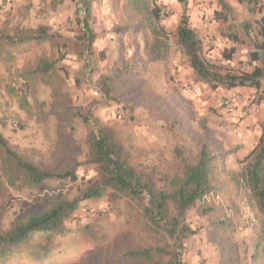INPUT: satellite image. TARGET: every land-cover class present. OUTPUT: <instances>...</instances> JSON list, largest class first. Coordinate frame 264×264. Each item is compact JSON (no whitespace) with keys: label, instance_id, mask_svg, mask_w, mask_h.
Masks as SVG:
<instances>
[{"label":"rangeland","instance_id":"obj_1","mask_svg":"<svg viewBox=\"0 0 264 264\" xmlns=\"http://www.w3.org/2000/svg\"><path fill=\"white\" fill-rule=\"evenodd\" d=\"M123 2L94 1L91 22L99 36L84 59L76 42L74 0H0V29L47 25L54 34L52 39L18 53L13 61L0 60V132L42 168H76L82 178L80 183L50 182L48 190L33 192L22 191L0 177V225L8 229L16 220H24L30 209L46 204V190L50 196L73 197L84 182L99 176L100 168L87 161L89 127L77 115L83 112L113 130L126 157L140 172L173 174L181 170L180 149L197 154L206 146L216 156L217 187L187 212V222L195 233L186 241L184 260L189 264H264V219L249 203L245 187L229 174L241 169L242 160L259 140L258 132L261 136L264 77L262 102L254 88L247 93L214 90L199 80L177 40L182 15L178 0H158L172 11L164 20L171 32V49L165 59L151 61L142 33L132 34L125 25L128 16ZM218 9L219 0H189L190 19L204 41L206 56L236 71L252 70L253 65L264 68V60L249 59L253 46L247 39L237 43L238 52L231 60L225 59L224 50L234 42L222 32L232 31L230 22L237 25L246 14L236 9L229 23L219 22L214 15ZM41 60L56 62L49 77L29 72ZM114 64L120 66L123 79L120 101L109 103L99 82L102 74L116 70ZM25 72L31 74L29 78L24 77ZM130 205L109 195L84 201L77 212L80 224L67 225L90 224L98 237L76 242L71 246L77 249L73 255L59 256L48 264H148L122 259L128 249L152 243ZM173 242L170 238L155 244ZM26 255L28 252L14 256L9 264H30ZM167 261L163 256L156 264Z\"/></svg>","mask_w":264,"mask_h":264},{"label":"trees","instance_id":"obj_2","mask_svg":"<svg viewBox=\"0 0 264 264\" xmlns=\"http://www.w3.org/2000/svg\"><path fill=\"white\" fill-rule=\"evenodd\" d=\"M77 5L78 17L76 42L82 49V58L86 59L92 52L99 34L92 24L93 4L95 0H74ZM182 7L180 23L176 34L178 43L189 58L190 66L197 78L208 83L212 89L232 90L236 87H251L256 92L258 102H262L260 93L263 85L264 68L253 65L252 70L236 71L225 64L217 63L208 58L204 49V41L193 26L189 14V0H178ZM241 1V0H240ZM250 3L254 0H249ZM221 9L214 12L219 22H228L233 8L227 0H219ZM123 6L127 13L126 27L130 33H142L146 42L148 56L151 61L165 59L171 49L170 35L164 20L172 15L166 5L158 0H124ZM264 36V26L261 29ZM234 42L238 35L234 32H222ZM54 36L47 25L35 29L15 27L12 30L0 29V60L13 61L20 52H25L35 45L50 40ZM264 52V40H256L255 49L251 52L252 59H260ZM237 52L232 46L224 50L226 60H231ZM116 70L112 74H102L99 88L109 103L120 101L119 88L122 81L120 66L113 65ZM128 68V66H126ZM126 68V69H127ZM56 70V62L41 60L35 69L29 70L34 75L49 77ZM86 72L91 71L90 63L86 64ZM126 71V70H125ZM25 78L30 73L25 72ZM126 107V106H125ZM89 127L88 145L89 164L100 168L99 176L91 178L80 186L73 197L50 196L48 187L54 181L81 182L76 168L68 167L52 171L42 168L14 147L8 138L0 132V177L16 185L20 190L35 191L45 189L43 198H49L46 204L32 208L24 220H16L8 229L0 225V264L9 261L20 253L28 252L25 257L30 264H48L58 260L59 256H71V246L85 238H97L96 229L90 224H81L76 228L68 227L67 223L80 221L78 210L82 203L93 198L109 195L113 200L123 199L131 204L130 209L137 214L140 226L149 234L148 244H143L125 251L122 259L142 261L156 264L160 257L167 256V264H189L185 262L183 253L186 241L195 230L186 219L187 212L205 195L215 191L214 162L212 155L203 146L197 154L187 149H180L181 170L163 176L140 172L125 155V147L118 140L113 130L97 123L91 116L77 112ZM262 133L253 149L241 162V169L230 171L229 174L237 184L244 186L249 203L264 219V121ZM83 183V182H82ZM38 197H41L38 194ZM43 198H39L43 200ZM101 215L106 213L99 212ZM222 224H226L222 222ZM84 236L81 240L78 239ZM174 242L168 246L155 244L159 241ZM58 240V241H55Z\"/></svg>","mask_w":264,"mask_h":264},{"label":"crops","instance_id":"obj_3","mask_svg":"<svg viewBox=\"0 0 264 264\" xmlns=\"http://www.w3.org/2000/svg\"><path fill=\"white\" fill-rule=\"evenodd\" d=\"M228 3L232 6L233 8V14L236 12V9H238L239 12H245L246 17L241 19L237 25H235V22H230L229 26L234 30H232L235 34L238 35L237 41H232L234 42L233 46L237 47V52H238V42L242 41L243 39H247L253 48L251 49L249 53V59L251 62H258V61H263L264 60V52H260V59L258 60H253L252 59V54L251 52L255 49V42L256 40H264V36L261 32L262 27L264 26V0H254L250 3L249 0H227ZM245 8V9H244ZM232 14V15H233ZM231 20V19H230ZM229 20V21H230ZM228 21V23H229ZM239 31L240 34H239ZM243 33V37L241 35ZM230 38V37H229ZM236 52V53H237ZM235 53V54H236ZM234 54V56H235ZM253 88L251 87H236L232 89L231 91H252ZM258 131H256L257 133ZM257 137H260V132H258Z\"/></svg>","mask_w":264,"mask_h":264},{"label":"built area","instance_id":"obj_4","mask_svg":"<svg viewBox=\"0 0 264 264\" xmlns=\"http://www.w3.org/2000/svg\"><path fill=\"white\" fill-rule=\"evenodd\" d=\"M238 97H239V96H238ZM233 99L237 100L238 98L236 97V98H233ZM233 99H232V98H230V99H229V101H231V100H233ZM229 101H228V102H229Z\"/></svg>","mask_w":264,"mask_h":264}]
</instances>
